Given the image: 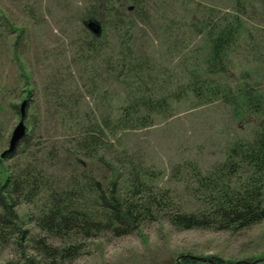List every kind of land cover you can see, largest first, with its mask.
I'll return each instance as SVG.
<instances>
[{
  "label": "rangeland",
  "instance_id": "obj_1",
  "mask_svg": "<svg viewBox=\"0 0 264 264\" xmlns=\"http://www.w3.org/2000/svg\"><path fill=\"white\" fill-rule=\"evenodd\" d=\"M236 1L0 0V183L11 176L24 186L21 196L13 192L17 216L0 209V264H182L187 254L204 264L213 256L264 261V218L247 227L224 221L201 182L227 179L242 191L255 180L264 201V172L239 158L234 175L227 171L221 182L211 175L231 148L255 143L264 115L249 108L242 116L222 98L169 97L210 51L202 22L238 10ZM243 1L244 30L228 49L230 69L210 78L237 94L247 84L262 98L264 0ZM89 18L101 22L100 36L85 24ZM126 62L138 64L139 76L122 69ZM155 97L169 105L156 104L149 119L144 110L130 112L128 120L145 116L142 125L114 126L123 109ZM24 100L26 135L4 159ZM105 120L112 128L98 133L101 146L91 157L79 142ZM97 182L105 192L114 183L124 200L143 204L140 221L112 220ZM57 202L64 217L82 215L87 229L54 219ZM177 214L206 223L186 227L174 222Z\"/></svg>",
  "mask_w": 264,
  "mask_h": 264
},
{
  "label": "trees",
  "instance_id": "obj_2",
  "mask_svg": "<svg viewBox=\"0 0 264 264\" xmlns=\"http://www.w3.org/2000/svg\"><path fill=\"white\" fill-rule=\"evenodd\" d=\"M239 9H235L233 12H228L224 16H216L209 14L208 20H204L202 22L201 30L207 32V36L211 41V48L208 52L204 63H198L195 67L198 72L190 73V82L186 86H180L175 89V92H170L169 97L175 99H179V96L186 94H192L196 99L201 101H213L214 99L222 98L224 101L230 103L234 109L237 108L238 111L244 116V110L253 108L255 112L261 113L264 115V96L258 97L255 89H251L247 87V84L240 87L238 94L235 93L234 89H232L229 85L224 84L222 80H214L211 79L210 75L223 74L228 72L231 66V62L228 58V49L233 46L240 35L244 30V22L242 20V16H244L243 0H237ZM237 7V8H238ZM213 16V17H212ZM126 68L130 75L139 76L140 70L138 69L137 63H125V66H122V69ZM203 70L201 73L199 70ZM32 95L29 93L27 96L30 98ZM237 95L241 96L240 98ZM168 99V98H167ZM137 105H132L130 108L123 109V115L119 117L117 120H114V126L120 125L123 123L124 130L127 128H132L136 123L141 124V122H145V116H140L138 120H128L126 118H130L131 115L129 113L133 112V114H141L142 110L148 119L151 117L153 112L157 110L156 104H167L166 100H160L158 97L153 99H139L136 102ZM242 103V104H241ZM29 104V103H28ZM166 106V105H164ZM29 105H27L28 110ZM248 112V111H246ZM27 115V114H26ZM144 119V120H143ZM131 121V122H130ZM113 120H105L104 126L102 125L98 129L90 130L88 132V139H84L79 142V144H83L86 149L89 150L87 155H91V157L95 156V153L98 152V145L101 146V138L98 133H101L104 137L107 136V131L112 127H109ZM263 132L259 133L258 139L251 146H247L244 144L236 145L234 148H231L228 151L227 160L219 164V168L216 167V171L212 172L211 175L217 177L219 174L218 181L224 180L225 175L228 171V176H232L237 173L239 166V161L236 158L240 159V163H246L254 166L258 172H264V122L262 121ZM142 125V124H141ZM106 127V128H104ZM4 159H8L12 157V154L6 153ZM215 170V169H214ZM256 172V173H258ZM22 181H18V179H13L11 176H7L6 180L0 183V187H3V190L0 189V209L5 211L7 215L15 214V206L16 202L14 201V194L17 192L19 196L23 194V185ZM202 184L205 182L208 185L209 195H211L214 200L212 203V213L216 214L218 217H222L224 221L229 223L238 224L240 227H247L256 222L261 221L264 218V201L262 199L263 189L259 185H257V181L253 180L252 182H245L242 191H234L228 185L227 179L224 183H217L216 179L211 177L204 176L202 179ZM99 184V182H97ZM221 185V187H217ZM97 195L98 200L101 202V206L104 207L107 213L111 214L112 217L118 222L122 224H133L137 221H140L142 213L143 204H140L138 201H132L130 199L124 200L116 190V184H111L112 189L110 192H105L101 185L92 184ZM215 194V196H214ZM62 203L56 204V209L52 211L51 216L54 215V219L63 218L65 222L75 221L78 227H83V229H87L86 221L83 219V224H79V213L77 215L64 217L63 216V208ZM71 209V208H69ZM146 209H150V207H146ZM147 210V211H148ZM74 212V211H73ZM53 218V217H52ZM174 222L184 225L186 227H193L197 225H201V223H206L205 219H198L195 214H177L173 217ZM182 264H204V259L194 257L190 254L182 256ZM264 264V261L262 262ZM260 262H242L238 261L235 263L226 262L222 258L212 257L209 260V263L206 264H262ZM11 264V263H10Z\"/></svg>",
  "mask_w": 264,
  "mask_h": 264
},
{
  "label": "water",
  "instance_id": "obj_3",
  "mask_svg": "<svg viewBox=\"0 0 264 264\" xmlns=\"http://www.w3.org/2000/svg\"><path fill=\"white\" fill-rule=\"evenodd\" d=\"M85 24L88 26V28L93 32V34L98 37L102 34L103 27L100 21L94 18H89L85 21ZM27 105L28 100H24L20 106V114L21 119L18 125L15 127L12 137L10 140V148L7 149L2 156H4L6 153L13 151L17 144L20 142V140L26 135V125H25V118L27 114Z\"/></svg>",
  "mask_w": 264,
  "mask_h": 264
}]
</instances>
